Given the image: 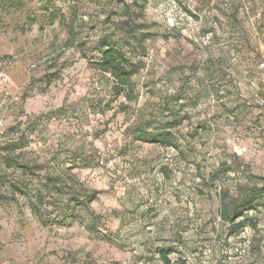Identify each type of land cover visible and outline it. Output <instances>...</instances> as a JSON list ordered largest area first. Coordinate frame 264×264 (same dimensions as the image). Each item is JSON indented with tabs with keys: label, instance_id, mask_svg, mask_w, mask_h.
Segmentation results:
<instances>
[{
	"label": "rangeland",
	"instance_id": "374dc122",
	"mask_svg": "<svg viewBox=\"0 0 264 264\" xmlns=\"http://www.w3.org/2000/svg\"><path fill=\"white\" fill-rule=\"evenodd\" d=\"M15 3L0 9V186L13 195L0 264H165L163 251L264 264V206L219 214L223 189L264 186V0ZM107 45L143 63L137 100L97 68ZM157 133L174 146L144 141ZM80 183L100 190L88 206Z\"/></svg>",
	"mask_w": 264,
	"mask_h": 264
},
{
	"label": "trees",
	"instance_id": "16d2710c",
	"mask_svg": "<svg viewBox=\"0 0 264 264\" xmlns=\"http://www.w3.org/2000/svg\"><path fill=\"white\" fill-rule=\"evenodd\" d=\"M8 0H0V9L6 4ZM16 2L15 4H20L21 0H12ZM47 1V0H45ZM73 46L74 43H70ZM97 68L103 72L110 74L112 78V91L117 96H123L127 101L132 102L138 99V93L136 92V84L134 82V77L140 73L143 68V63L141 61H134L128 58L123 51L115 45H107L102 50L101 58L97 62ZM144 141L151 143H159L165 146H174L173 136L169 133H157L145 138ZM25 143H20L18 147H23ZM81 157V166L91 167L98 163L95 157H90L83 154ZM8 167H13L16 169H21L30 175H37L40 169L38 163L32 161H26L21 159L18 155L7 154L5 156ZM215 173L211 174V178L214 180ZM2 184V179H0V185ZM13 193H25L23 189L18 184H12ZM81 189L79 197L77 199L78 204L90 205L100 194V190L97 188H91L85 186L83 183L79 184ZM236 194L231 195V193L223 189L220 194V206L219 214L220 217L225 222L235 223L237 219L243 217L247 212L259 210L261 206H264L263 193L264 186L259 192L258 186H252L250 189H245L241 183L236 186ZM13 195H9L5 191H2L0 186V201L12 199ZM38 215L39 212H37ZM41 222L44 220L40 216ZM67 219L62 221L53 219L50 220L49 225H65ZM170 251H163V259L165 264H170L171 260L168 257Z\"/></svg>",
	"mask_w": 264,
	"mask_h": 264
},
{
	"label": "crops",
	"instance_id": "0c3cea01",
	"mask_svg": "<svg viewBox=\"0 0 264 264\" xmlns=\"http://www.w3.org/2000/svg\"><path fill=\"white\" fill-rule=\"evenodd\" d=\"M252 14H254V12H249V15H252ZM257 16V15H256ZM256 16H254V18H256Z\"/></svg>",
	"mask_w": 264,
	"mask_h": 264
},
{
	"label": "built area",
	"instance_id": "2783aa9c",
	"mask_svg": "<svg viewBox=\"0 0 264 264\" xmlns=\"http://www.w3.org/2000/svg\"><path fill=\"white\" fill-rule=\"evenodd\" d=\"M261 66H264V62L261 63Z\"/></svg>",
	"mask_w": 264,
	"mask_h": 264
}]
</instances>
